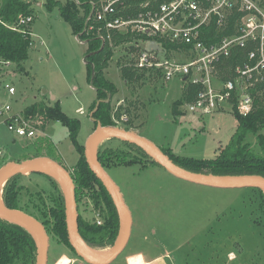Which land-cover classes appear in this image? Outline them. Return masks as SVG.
Wrapping results in <instances>:
<instances>
[{"label": "rangeland", "instance_id": "374dc122", "mask_svg": "<svg viewBox=\"0 0 264 264\" xmlns=\"http://www.w3.org/2000/svg\"><path fill=\"white\" fill-rule=\"evenodd\" d=\"M23 1L33 10L32 45L28 59L21 67L0 63V107L9 104L11 112H42L45 120L42 133L35 138H25L10 132L4 123L6 115L0 116V164L2 167L9 161L21 162L25 157L44 156L60 163L70 173L79 155L74 147L70 149L68 128L53 119L52 107L57 102L65 115L79 120L77 141L85 147L96 128L88 115L96 92L86 78L87 46L85 41L77 39L58 7L48 10L46 0ZM57 1L65 3L67 0ZM78 9L82 14V7L78 5ZM126 51V45L113 47L112 56L103 70L104 77L116 88L110 99L114 127L126 126L158 148L169 147L175 156L213 158L236 128L230 104L224 102L215 111L200 114L189 112L186 101H182L174 110V104L182 99L186 86L182 87L177 78L163 82L152 72L136 71L142 73L139 79L126 80L122 72ZM6 84L14 87L13 94L8 92ZM123 113L127 121L120 123ZM49 124L52 126L44 136ZM261 133L264 134V129ZM249 141L255 150H259L253 136ZM99 147L129 153L138 161L105 170L119 188L130 213V236L123 255L146 251L150 256L168 257L175 264H264L262 190L217 188L180 179L163 167L151 164L148 157L120 139L103 137L95 144L96 153ZM43 174L48 173L25 172L16 180L17 185L24 186L19 194L20 203L26 204L36 215L39 213L31 200L42 207L37 201L40 194L50 205L49 197L54 191ZM52 177L62 185L59 177ZM75 204L76 214L82 219L102 222L101 213L88 193L79 191ZM118 214L120 232L119 210ZM47 236L45 264H57L62 256L70 259L68 264H89L70 244L60 242L51 233ZM92 248L107 251L111 247Z\"/></svg>", "mask_w": 264, "mask_h": 264}, {"label": "trees", "instance_id": "16d2710c", "mask_svg": "<svg viewBox=\"0 0 264 264\" xmlns=\"http://www.w3.org/2000/svg\"><path fill=\"white\" fill-rule=\"evenodd\" d=\"M82 7L83 15L79 13L78 5L74 0L62 3L57 0H46V7L51 10L58 7L61 17L69 23L72 32L77 39L86 41L85 64L87 81L95 89L96 99L88 109V115L94 126H115L110 109V99L116 88L113 83L104 77L103 70L112 56V48L109 45L101 47L99 41L87 39L83 34L84 17L89 12V0H76ZM31 16L32 20L19 25V17ZM32 21L33 10L29 3L23 0H0V59L14 63L21 67L28 59L29 49L32 45ZM232 24V23H231ZM232 32V28L226 31H216L211 27L206 31L207 38L220 36ZM124 40L122 37L114 39V44ZM237 57L233 54L227 59L221 68L219 75L222 79L230 76V71L225 70ZM234 64V63H233ZM122 72L128 81L139 79L142 75L136 70L124 67ZM138 74V75H137ZM200 85L190 84L174 104L182 101H192ZM30 112V111H28ZM237 121L235 131L228 142L219 149L213 158H190L175 156L169 147L159 148L177 165L198 173L220 176H262L264 177V97H258L254 101L253 110L246 116L239 115L233 110ZM53 119L61 122L68 128L69 140L77 151L79 157L70 176L74 185V199L77 201L79 191L88 193L95 207L100 211L102 222L98 224L93 220H84L77 215V230L80 238L90 247H112L119 233V214L117 207L102 182L90 169L84 153V147L77 141L80 122L76 118L65 115L58 105L52 107ZM125 130H128L124 126ZM253 136L259 150H255L249 138ZM116 139V138H115ZM124 144L137 150L143 156L150 159L153 165H159L149 154L136 145L121 140ZM97 159L104 170L120 166L138 163L129 153L100 147L97 149ZM2 164H0L1 167ZM160 166V165H159ZM37 173V172H32ZM22 173L10 175L1 187V199L4 206L22 211L36 220L40 219L46 233L56 236L60 242L68 245L66 230V197L60 183L51 175L43 174L52 184L53 192L50 194V205L46 204L44 197L38 194L37 201L42 207L31 200L33 208L38 215L29 210V207L20 203L19 194L24 186L16 184V180ZM33 196V193H29ZM40 217V218H39ZM39 221V220H38ZM71 246V245H70ZM72 248V247H71ZM73 249V248H72ZM0 264H37V245L33 234L23 225L0 217Z\"/></svg>", "mask_w": 264, "mask_h": 264}, {"label": "built area", "instance_id": "2783aa9c", "mask_svg": "<svg viewBox=\"0 0 264 264\" xmlns=\"http://www.w3.org/2000/svg\"><path fill=\"white\" fill-rule=\"evenodd\" d=\"M89 6L83 34L101 47L126 45L125 67L155 73L166 83L177 78L186 88L200 85L194 99L185 103L189 112L208 114L228 102L246 116L255 99L264 97V0H89ZM31 20L23 16L17 23ZM229 26L232 32L206 40L211 27L226 31ZM118 37L124 40L114 44ZM233 54L234 64L225 69L231 74L222 79L219 72ZM5 87L15 92L13 86ZM3 115L7 129L17 136L42 133V112H11L6 104L0 107ZM119 120L125 123L126 114Z\"/></svg>", "mask_w": 264, "mask_h": 264}, {"label": "water", "instance_id": "95a60500", "mask_svg": "<svg viewBox=\"0 0 264 264\" xmlns=\"http://www.w3.org/2000/svg\"><path fill=\"white\" fill-rule=\"evenodd\" d=\"M151 45L155 47L154 43H151ZM103 137L116 138L136 145L137 147L145 151L147 154H149L166 171L180 179L217 188L254 187L264 192V177L262 176H220L193 172L174 163L151 141L140 136L135 132L114 126L98 125L89 135L86 141L84 147L85 159L90 169L102 182L104 187L111 195L117 209L120 212L121 226L119 236L116 239L114 245L108 250V254L105 257H96L89 254L81 245V241L83 240L80 238L77 230V214L74 199V185L70 173L63 165L49 157L41 156L34 157L31 159H25L21 162L9 161L2 167H0V191L4 181L14 173H47L42 169L43 164H47L50 168L55 169L60 173L64 181L65 188H63L60 181L57 178L56 179L60 183L66 197V230L68 240L75 253L89 264H108L110 261H112L117 255L121 253V251L127 244L131 228L130 213L123 201L121 192L116 186V184L109 177L107 172L102 168L97 159L95 144L99 139ZM11 171L12 173H10ZM0 217L21 224L27 229L28 226H31L36 229L39 236L38 238H36L35 235L29 229L28 230L33 234L36 241L37 264H45L48 248V236L42 223L33 218L32 216L23 213L22 211L4 206L2 203V199L0 202Z\"/></svg>", "mask_w": 264, "mask_h": 264}, {"label": "crops", "instance_id": "0c3cea01", "mask_svg": "<svg viewBox=\"0 0 264 264\" xmlns=\"http://www.w3.org/2000/svg\"><path fill=\"white\" fill-rule=\"evenodd\" d=\"M54 98V97H52ZM55 122V121H54ZM58 122V121H57ZM237 124V121H236ZM52 125L49 124L48 128L45 130L44 132V136H47L45 133L46 131H48V129L51 127ZM140 135V134H139ZM142 136V135H141ZM12 142H15V140L13 139ZM155 145V144H154ZM156 146V145H155ZM223 147V145H220V148ZM56 148V146H55ZM219 148V149H220ZM70 149L73 150V146H70ZM57 152H59L58 154L60 156H62L61 151L59 149H57ZM217 154L215 153L214 157ZM35 156H30V157H25L23 158V160L25 159H31L34 158ZM12 160V159H11ZM14 160V159H13ZM74 166V165H72ZM130 236V235H129ZM129 240V239H128ZM128 243V241H127ZM127 244L125 245L124 249L121 251V253L119 255H117L112 261H110L108 264H175V262H172L168 257L165 256H150L149 254L146 253V251H137L133 254H124V250L126 248ZM137 257V258H136ZM131 258H135L134 259V263H131L130 259ZM139 258V260H138ZM68 264V263H67Z\"/></svg>", "mask_w": 264, "mask_h": 264}, {"label": "bare ground", "instance_id": "6f19581e", "mask_svg": "<svg viewBox=\"0 0 264 264\" xmlns=\"http://www.w3.org/2000/svg\"><path fill=\"white\" fill-rule=\"evenodd\" d=\"M42 169L44 171H46L47 173H49L50 175H52V176L59 177L61 179V182H62V187L65 188L64 181H63V179H62V177H61V175H60V173L58 171H56L55 169L50 168L47 164H43L42 165ZM10 173H12V171ZM0 202H1V193H0ZM28 229L35 235L36 238L39 237L35 228H33L31 226H28ZM81 245L89 254H91L93 256L105 257L108 254V250L107 251H100V250L94 249V248L88 246L84 241H81ZM134 259L135 258H131L130 259L131 263H134ZM138 260H139V258H138ZM69 261H70L69 258H67L65 256H62L58 260L57 264H67Z\"/></svg>", "mask_w": 264, "mask_h": 264}]
</instances>
